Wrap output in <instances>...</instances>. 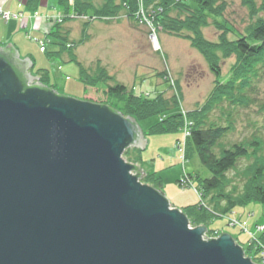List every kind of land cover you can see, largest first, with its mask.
I'll return each mask as SVG.
<instances>
[{"label":"water","instance_id":"95a60500","mask_svg":"<svg viewBox=\"0 0 264 264\" xmlns=\"http://www.w3.org/2000/svg\"><path fill=\"white\" fill-rule=\"evenodd\" d=\"M31 67L0 49V264H254L132 174L133 117L28 87Z\"/></svg>","mask_w":264,"mask_h":264},{"label":"rangeland","instance_id":"374dc122","mask_svg":"<svg viewBox=\"0 0 264 264\" xmlns=\"http://www.w3.org/2000/svg\"><path fill=\"white\" fill-rule=\"evenodd\" d=\"M75 1L68 0L66 3L69 8L71 7V10H67L58 0V3L51 6L46 14L37 12L40 20L44 22L47 20L49 29L55 25L54 23H61V25H57V28H53L55 32H51L56 35V38L51 37L49 40L44 36L38 38L32 30L26 31V34L23 33L21 36L23 48L27 52L30 51L37 62L31 69H34V72H31L32 74L28 72L35 78L33 81L42 85L48 84L50 89L58 91L60 95L108 106L127 118L129 116L124 114H126L129 94L147 100L148 98L153 99L163 92L166 97L172 98L178 95L180 102L177 103L179 106L183 105L189 114L205 104L218 82L224 85L230 81L232 70L237 64L235 55L226 56L223 51H217L216 56L221 71L220 77L217 78L211 71L205 56L193 47L190 40L172 36L165 31L161 22L158 21L156 24V17L151 12V8L145 7V0H135L136 9L130 14L128 13L131 11L128 7L129 4L119 1H116V4L120 11L115 10L114 13L104 10L107 0H88L87 7L89 9L86 13L80 14L75 10ZM263 1L216 0L215 6L220 10L223 9L224 15L223 17L209 16L210 25L202 28V38L211 43L220 42L219 37L223 35V32L212 23V20H216L221 25H227L226 27L230 30V32L227 31L228 39L235 40L239 36L238 31L245 32L250 24L258 20L259 16H263V10L259 9L260 3ZM252 4H256V10L258 9L256 13L250 9ZM0 5L3 12L0 23L8 24L12 19L20 20L23 23L22 18H13L15 12L11 13L12 17H7V12L3 9L6 7L5 3L2 1ZM158 10L159 14L163 12L161 7ZM177 12L173 10L172 16H176ZM80 15H85V20ZM45 18L46 20H44ZM25 22L28 23V21ZM36 30L38 29L36 28ZM64 39L66 42L63 41ZM48 46L51 50L53 48L55 50L49 52ZM76 61L85 67L83 69L87 76L95 79L99 75V71L101 75H104L102 72L104 71L105 82L100 83L97 87L86 85L84 83L86 76H83ZM39 70L47 71L49 77L38 78ZM115 85L126 86L128 93L120 96L111 95L109 87ZM255 89L254 97L257 103L251 105L248 110H239L235 115L236 129L228 137L229 146L250 137L257 130L260 131V135L264 139V112L261 109V106H264V74L256 82ZM218 112L214 113V118ZM185 119H183V126L190 132L193 122L189 118L188 121ZM134 120L142 131L143 129L144 132L147 130V143L144 148L130 147L128 150L130 154L123 155L124 160L143 169L151 166V170H145V173L151 171V173H158L163 181V193L170 202L171 209L186 213L189 227L192 229L200 227L195 226L196 223L199 224V220L194 217L195 212L193 213L190 209L186 210V208L200 205V213L210 214L208 215L210 217L205 218V224H203L206 229L202 236L203 241L218 239L222 234L231 235L239 245L246 244L242 246L247 259H250L254 264H264V255L262 254L264 248V206L260 203H253L247 208H238L227 214L233 216L238 213L236 224L239 220L247 221L250 231L255 232L258 225L262 229L259 236L250 235L240 228L234 227L233 221L229 220L228 222L224 218L225 214L212 213V210L207 209L209 204L205 201L207 205L205 206L201 198L199 182L194 180L196 175L203 179L210 178L211 173L202 165L196 151L186 144L188 141H186L184 131L151 134L148 130L163 121L164 115L141 121L135 118ZM177 141H179L180 148L175 147ZM183 146L189 149L186 152L187 172L184 170L181 159L182 154H185ZM139 156L142 160L138 159ZM247 165L248 161L242 159L239 164L240 170H243ZM234 173L232 171L228 176L234 178ZM184 176H187L188 180L184 179L183 181ZM235 180L241 184V180L236 178ZM144 184L153 187L148 181ZM243 213H245L244 217L241 215ZM248 213H251L252 217L246 215Z\"/></svg>","mask_w":264,"mask_h":264},{"label":"trees","instance_id":"16d2710c","mask_svg":"<svg viewBox=\"0 0 264 264\" xmlns=\"http://www.w3.org/2000/svg\"><path fill=\"white\" fill-rule=\"evenodd\" d=\"M67 1L60 0V4L64 5L67 10H71V7L69 8L66 4ZM116 1L128 3L131 9L129 14L136 9L135 0H107L104 10L114 13L115 10L120 11ZM215 1L145 0V7L151 8V12L156 17V24L158 21L161 22L167 33L190 40L193 47L205 56L211 71L217 78L221 74L219 60L216 56L217 51H223L226 56H236L237 64L232 70L230 81L224 85L218 82L205 104L188 114V118L193 122L189 146L196 151L202 165L211 173V177L207 179L197 177L204 205L207 206L206 201L209 204L207 209L212 210V213L227 215L235 209L245 208L253 203H260L264 206V139L260 131L257 130L250 137L230 144V146L227 142L230 133L236 129L235 115L238 111L248 110L251 105L257 103L254 97L256 82L264 74V1L259 7L261 11L263 10V16H259L258 20L250 24L245 32L238 31L239 36L235 40L228 39L227 31L230 32V30L226 24L221 25L216 20H212L223 35L219 37V43H211L202 38L201 30L203 27H209L210 15L215 17L224 15L223 9L220 10L215 6ZM39 2L40 0L27 1L30 7L34 8ZM75 2V10L78 13H86L89 9L88 0H76ZM251 6L250 9L256 13L258 10H256V4ZM159 7L163 9L160 14L158 13ZM173 10L178 11L174 17L171 14ZM82 72L83 76H86L83 77L84 83L88 86L97 87L105 82L104 71H102L104 75H101L99 71L96 79L87 76L85 69H82ZM37 75H41V78L49 77L47 71L39 70ZM109 93L120 96L128 93V89L124 85L110 86ZM177 106L175 97L169 99L157 96L153 99L142 100L141 97L129 94L124 115L141 121L155 116L161 117ZM261 107L264 112V106ZM216 111L219 112L214 118ZM182 127L183 118L180 114H176L158 122L148 131L151 134H166L178 132ZM126 154L129 155V151H126ZM138 159L142 160L140 156ZM242 159H246L248 165L240 170L239 164ZM232 171L235 172L234 178L228 176ZM235 178L241 180V184H238ZM145 181L150 182L156 190L162 189L161 178L155 174L148 175L143 180L144 183ZM187 209L195 212L193 216L199 220V224L196 223L195 226H203L205 218L210 217L209 213H200V205Z\"/></svg>","mask_w":264,"mask_h":264},{"label":"bare ground","instance_id":"6f19581e","mask_svg":"<svg viewBox=\"0 0 264 264\" xmlns=\"http://www.w3.org/2000/svg\"><path fill=\"white\" fill-rule=\"evenodd\" d=\"M4 2L5 3V5H6V3L8 2L7 0H0V3L1 2ZM18 2H19V0H18ZM21 3V2H20ZM39 3H37V5H38ZM36 5V6H37ZM0 7H2L1 5H0ZM27 9H31V13H25L24 11H17V12H15L14 14H13V18H15V19H17V18H22L21 20H23V23H22V28H24V29H26L27 28V23L25 22V21H28L29 20V18H34L35 19V23H34V27H33V29H34V31H35V33H40L39 35L41 36V37H45V38H47V40H49V39H51V37H54V38H56L55 36H53L52 34L53 33H51V32H55V31H53V28H57V25H61V23L60 24H56V23H54L55 25L51 28V29H49V25H48V23L46 22L47 20H46V18L44 19V20H46L45 22L44 21H42V20H40L39 19V14L37 13V11H34L33 12V8L32 7H30V4L28 3V7H26ZM6 12H7V17H12V16H10L11 15V13H12V11H9V10H7V8L5 7V8H3ZM3 13V12H2ZM2 13H0V20L2 19V17H3V15H2ZM25 15V16H22V15ZM84 16L85 15H82V16H80L81 18H83V20H85V18H84ZM24 18V19H23ZM78 19V18H77ZM25 20V21H24ZM11 21H14L13 19L11 20ZM8 23H10V21L8 22ZM44 25H46L45 26V28H44ZM36 26V27H35ZM36 28L38 29V30H40V31H38V30H36ZM64 42H66V40H63ZM40 42H43V41H40ZM155 43H156V45H157V42L155 41ZM5 46H11L13 49H16V47L14 46V45H10V44H8V45H5ZM4 46V47H5ZM50 46H48L47 48H49ZM1 48H3V46H0V49ZM17 50V49H16ZM40 52L41 53H43V51H41L40 50ZM44 53H46L47 54V52H44ZM49 54V53H48ZM50 56V55H49ZM22 57H21V54H20V52H19V59H21ZM29 59V62L32 64V67L34 66V64H35V62L31 59V58H28ZM76 63L79 65V67H80V71H82V69H83V65H82V63H79L78 61H76ZM57 64L55 63V66H56ZM32 67L29 69V72L31 73V72H34V69L33 70H31L32 69ZM85 68V67H84ZM32 74V73H31ZM32 76V75H31ZM35 76V75H34ZM37 76V75H36ZM33 77V76H32ZM38 78H40L41 79V76H37ZM34 78V77H33ZM168 79V78H167ZM38 83L37 82H35V81H32V82H30V83H28V87H31V86H34V85H37ZM45 85H47L46 87L47 88H49V86H48V84H45ZM44 85V86H45ZM51 90H53V91H55V92H57V93H59L58 91H56V90H54V89H51ZM60 95V94H59ZM60 96H62V95H60ZM157 96H164L165 98H169V99H171V97H166L164 94H163V92H161L160 94H158V95H156L155 97H157ZM65 97H67V96H65ZM154 97V98H155ZM175 98H176V100H177V102H180V99H179V97H178V95L177 96H175ZM81 101H83V100H81ZM174 111H177L176 113H173ZM176 114H180L181 116H182V118L183 119H185V120H189L188 119V112L185 110V108H183V105L181 106H179V104H178V106L174 109V110H172V111H170V112H168V113H166V115H164V119H166V118H169V117H171V116H173V115H176ZM124 118H126L125 116H123ZM146 120V119H145ZM191 124V123H190ZM153 127V126H152ZM142 130V129H141ZM184 131V133H185V138H186V141H188L186 144H189V141H190V132H188L187 131V129L186 128H184V126L182 127V129L180 130V131ZM141 134H142V139H143V145H144V147L146 146L145 144L147 143V140H146V135H147V130H146V132H144V129H143V131L141 132ZM185 138H184V143H185ZM175 147L176 148H180V144H179V141H177L176 142V145H175ZM142 148V147H141ZM183 148H184V146H183ZM130 149V147H128L127 149H125L124 150V156H126L125 155V152L126 151H128ZM184 150H185V154H182V156H181V159H182V163H183V167H184V170L186 171V165H187V158H186V152H188V150L189 149H187V147L185 146V148H184ZM198 155V154H197ZM200 159V158H199ZM123 160H124V158H123ZM127 164H130L131 166H133L134 167V170L132 171V174L133 175H135V176H137L138 177V179H139V181H140V183H142V184H144V182H143V179L144 178H146L148 175H153V174H155L156 176H158V177H160L159 175H158V173L157 172H153V173H151V172H149V173H145V170H151L150 169V167L151 166H148V168H145L144 167V169L142 168V167H139L138 165H133V163H130V162H127L126 160H124ZM142 162H144V161H142ZM187 172V171H186ZM185 175V174H184ZM190 175V174H189ZM199 175H196L195 177H194V180H197L198 181V177ZM186 178H188L187 176H184V178H183V181H184V179H186ZM186 180H188V179H186ZM161 182H162V186H164L163 185V181H162V179H161ZM179 182V181H178ZM179 184V183H178ZM153 188V187H152ZM156 190V189H155ZM157 191H159V190H157ZM160 192H163V187H162V189H161V191ZM201 195V194H200ZM166 197V196H165ZM202 198V197H201ZM168 200V199H167ZM203 200V199H202ZM170 203V202H169ZM248 207V206H247ZM247 207H245V208H247ZM235 210H237V209H235ZM214 213V212H213ZM244 214L245 213H243V214H241L242 215V217H244ZM246 215H248L249 217H252V215H251V213H248V214H246ZM238 217V213L237 214H235V215H233V216H229V215H226L225 214V216H224V218H226L227 219V221L229 222V220H231V221H233L234 222V227H238V228H240L242 231H245V233H248V234H250V235H258V234H260L259 232H262L261 230L262 229H260V227H258V225L256 226V230H255V232H253V231H250L249 230V225H248V222L247 221H242V220H239V221H237V224H236V218ZM204 227V226H203ZM264 227V226H263ZM190 229H192L191 227H189ZM264 231V230H263ZM231 236V235H230ZM259 236V235H258ZM232 237V239H233V236H231ZM210 240H212V239H210ZM213 240H217V239H213ZM234 240V239H233ZM234 242H235V244L236 245H239L238 244V242H236L235 240H234ZM239 243H241L240 241H239ZM248 244V243H247ZM242 245H246V244H242ZM242 245H239L242 249H243V246ZM264 246V245H263ZM248 247V246H247ZM245 250L243 249V252H244ZM244 254H246L245 252H244ZM262 254L264 255V248H263V250H262ZM245 256V255H244ZM245 258H246V256H245Z\"/></svg>","mask_w":264,"mask_h":264},{"label":"crops","instance_id":"0c3cea01","mask_svg":"<svg viewBox=\"0 0 264 264\" xmlns=\"http://www.w3.org/2000/svg\"><path fill=\"white\" fill-rule=\"evenodd\" d=\"M8 2L6 3V8L9 11L12 12H19V11H24L26 14L31 13V9H27L28 7V0H7ZM21 2V3H20ZM58 3V0H40L39 4L37 6L32 7L34 11H37L39 14L41 13H47L50 10V7L53 6L54 4L56 5ZM34 6V5H33ZM27 14V15H28ZM33 24H34V19L29 18L28 23H27V28L24 29L22 28V22L20 20H14L11 21L8 24L5 23H0V46H5V45H14L17 50H19L21 57H27L31 58L35 64L36 59L32 56L31 52L23 48V42L21 40V36L23 33L26 34V31H33V34L36 35V37H41L39 34L40 33H35L33 30ZM46 26V25H45ZM55 48L51 50L49 48V52H53Z\"/></svg>","mask_w":264,"mask_h":264},{"label":"built area","instance_id":"2783aa9c","mask_svg":"<svg viewBox=\"0 0 264 264\" xmlns=\"http://www.w3.org/2000/svg\"><path fill=\"white\" fill-rule=\"evenodd\" d=\"M0 13H2V10L0 9ZM3 14V13H2Z\"/></svg>","mask_w":264,"mask_h":264}]
</instances>
